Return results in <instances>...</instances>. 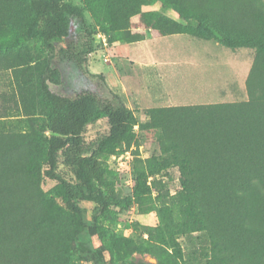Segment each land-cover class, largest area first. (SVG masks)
Listing matches in <instances>:
<instances>
[{"label":"rangeland","instance_id":"374dc122","mask_svg":"<svg viewBox=\"0 0 264 264\" xmlns=\"http://www.w3.org/2000/svg\"><path fill=\"white\" fill-rule=\"evenodd\" d=\"M64 1L82 6L83 0ZM180 10L185 19L205 20L220 36L264 41V0H182ZM85 15L93 47L87 69L104 79L97 78L93 83L82 80L75 65L63 69L53 63L51 53L42 47L34 33L40 22L34 19L27 0H0V204L4 209L0 219L3 221L14 215L23 220L27 214L36 218L51 203L61 204L57 182L41 177L32 168L34 161L41 162L40 168H44L43 149L23 144L24 139L41 132L45 120L44 82L50 83L52 92L61 95L91 88L102 97L118 96L132 112L137 123L132 145L129 148L122 143L105 158V165L118 173V186L124 194L131 193L136 168L162 155L159 133L145 127L152 111L187 110L182 115L196 125L207 118L198 113L199 108L222 106L221 117L243 118L242 123L247 126L264 124V48L225 45L192 29L176 10L148 0L140 14L131 18L132 27L119 33V40L112 45L90 14ZM174 24L185 28L178 31ZM173 27L175 31L163 33ZM79 28L73 21L72 38H77ZM51 67L59 68L60 76L51 73ZM99 129V125L93 126L89 134L94 135ZM153 180L157 181L156 189L162 198L158 199L155 189L126 212L112 208L106 216H98L93 204H82L85 227L81 234L72 246L59 241L75 255L76 264H130L133 260L158 264L151 254L139 253L124 261H113L106 248L107 241L112 239H130L134 245L148 239V231L158 222L157 208L170 204L181 189L176 167L150 178L149 184ZM23 220H19L21 226ZM75 220L76 216L63 214L52 230L58 236L72 233ZM31 227L6 226L9 231L0 228V264H32L26 251L18 250L23 239L33 237ZM178 241L184 264L206 263L211 245L205 234H187ZM32 246L27 252L38 249L36 244ZM51 248L58 250L61 246L57 241Z\"/></svg>","mask_w":264,"mask_h":264},{"label":"trees","instance_id":"16d2710c","mask_svg":"<svg viewBox=\"0 0 264 264\" xmlns=\"http://www.w3.org/2000/svg\"><path fill=\"white\" fill-rule=\"evenodd\" d=\"M27 1L34 19L40 22L34 33L51 53L53 63L63 69L75 65L86 83L104 79L87 69L93 47L85 13L112 45L119 40V33L132 27L131 18L140 14L147 2L83 0L78 6L64 0ZM148 1L176 10L192 29L225 45L264 48V41L231 40L218 35L203 19H185L180 10L182 0ZM73 21L80 25L77 38L71 36ZM174 26L178 31L185 28ZM58 70L49 69L53 74ZM42 92L45 120L41 132L24 139L23 144L43 149L44 168L39 161H34L32 168L41 177L57 182L61 204L51 203L36 218L27 214L26 220L17 215L9 221L0 219V228L6 231V226L20 229L32 225L33 237L23 239L18 249L26 251L32 264H76L75 255L63 245H74L85 227L82 204H93L98 216H106L112 208L126 212L155 191L157 181L149 184V179L171 167L180 172V191L170 204L157 208L158 222L148 231L147 240L139 245L125 238L107 241L113 261L139 253L151 254L158 264H184L179 237L203 233L211 245L205 264H264V124L247 126L243 118L221 117L222 106L199 108L198 113L207 118L196 125L182 115L187 110H154L145 127L159 133L162 155L136 168L131 193L124 194L118 186V173L105 165L107 156L122 143L130 148L136 136V120L120 97H102L91 88L61 95L52 92L47 82L42 84ZM96 125L100 129L90 135V128ZM157 193L158 199L162 198L160 190ZM2 212L0 204V216ZM63 214L74 215L76 220L72 233L58 236L52 227ZM19 220H23L22 226ZM57 241L61 248L53 250L51 245ZM33 244L38 249L27 252ZM130 264L146 263L133 260Z\"/></svg>","mask_w":264,"mask_h":264}]
</instances>
